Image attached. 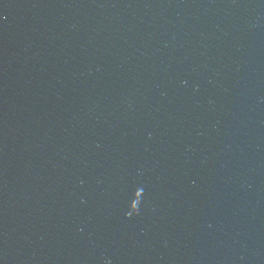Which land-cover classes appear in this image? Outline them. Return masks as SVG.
<instances>
[{
  "label": "water",
  "instance_id": "water-1",
  "mask_svg": "<svg viewBox=\"0 0 264 264\" xmlns=\"http://www.w3.org/2000/svg\"><path fill=\"white\" fill-rule=\"evenodd\" d=\"M0 264H264V0H0Z\"/></svg>",
  "mask_w": 264,
  "mask_h": 264
}]
</instances>
